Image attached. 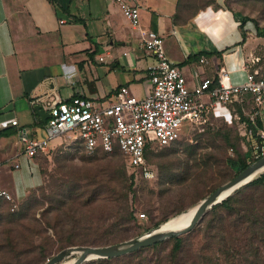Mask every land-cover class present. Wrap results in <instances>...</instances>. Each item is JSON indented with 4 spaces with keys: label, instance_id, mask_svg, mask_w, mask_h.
Masks as SVG:
<instances>
[{
    "label": "rangeland",
    "instance_id": "1",
    "mask_svg": "<svg viewBox=\"0 0 264 264\" xmlns=\"http://www.w3.org/2000/svg\"><path fill=\"white\" fill-rule=\"evenodd\" d=\"M225 1L242 18H252L264 28V0ZM210 2L214 1L182 0L180 6L188 16ZM251 27L254 30L252 24ZM259 49L260 45L256 47ZM260 52L264 60V53ZM246 109L249 110V105ZM20 116H29V113ZM260 117L263 126L256 131L264 140V112ZM36 133L38 137L45 136L43 127L37 126ZM51 143L55 145L49 153L33 158V168L26 175L29 185L22 192L9 190L14 174L8 171L1 176L2 186L13 194L17 206L13 211L10 203L0 208V264H39L47 255L51 257L73 245L100 244L104 239L106 244L118 243L140 236L159 224L177 221L185 211L195 209L199 200L235 175L229 158L236 159L239 154L251 163L260 155L255 148L257 140L241 115L239 120L232 121L211 115L204 123L185 126L172 143L151 146L146 158L152 169L150 178L140 177L133 171L120 151L90 154L77 139L69 136L54 137ZM5 168L10 169L8 163H4ZM131 174L133 182L129 189ZM105 179L110 181L108 190L102 181ZM76 183L81 188L78 192L73 190L70 197L57 194L58 189ZM94 186L99 188L91 195L89 190ZM258 199L264 201L263 197ZM259 205L264 208V202ZM210 209L189 232L182 234L181 255L185 264H242L238 253L245 249V253L251 252L244 244L243 229L232 224L233 219L220 209L224 220L219 231L213 228L217 233L211 238L208 222L215 215ZM129 211L135 218L121 220ZM142 211L146 217L138 219L135 212ZM177 211L180 212L176 214ZM165 218L168 219L163 221ZM174 243L169 240L165 247L143 250L113 264H155ZM76 257L77 253L69 254L54 264H72Z\"/></svg>",
    "mask_w": 264,
    "mask_h": 264
},
{
    "label": "crops",
    "instance_id": "2",
    "mask_svg": "<svg viewBox=\"0 0 264 264\" xmlns=\"http://www.w3.org/2000/svg\"><path fill=\"white\" fill-rule=\"evenodd\" d=\"M213 1L187 16L182 0H132L139 5L141 26L164 37L165 54L181 66L188 84L215 77L220 64L240 81L242 60L264 53V36L256 34L254 24H243V39L242 16L225 0ZM71 12L84 22L58 15L49 0H0V159L10 167L4 173L14 174L9 188L14 192L29 185L26 175L34 160L21 154L22 144L12 136L18 132L10 124L13 117L37 135L38 99L67 101L80 92L107 102L121 84L138 97L150 87L147 67L154 59L116 0H72ZM199 52L204 53L192 58ZM25 113L29 116H20ZM15 160L18 168L10 166Z\"/></svg>",
    "mask_w": 264,
    "mask_h": 264
},
{
    "label": "built area",
    "instance_id": "3",
    "mask_svg": "<svg viewBox=\"0 0 264 264\" xmlns=\"http://www.w3.org/2000/svg\"><path fill=\"white\" fill-rule=\"evenodd\" d=\"M116 1L143 49L154 59L147 67L149 89L144 96L138 97L128 85L121 84L107 102L80 92L67 101L38 99L49 113L43 126L45 136L32 134L29 128L19 125L16 117L10 120L11 125L18 126L17 136L25 158L49 153L53 148L52 138L69 136L77 139L82 149L90 154L119 150L133 171L140 177L150 178L153 174L145 159L146 147L172 143L188 124L204 123L211 115L228 121L239 120L237 104L255 123L254 118L264 111V64L260 55L251 53L242 60L244 76L240 81L220 64L215 77H200L188 84L181 66L165 54L164 37L141 26L139 5L132 0ZM200 61L207 62V59L201 57ZM255 148L264 154V144L257 142ZM4 163L6 161L0 159V179ZM19 165L16 160L10 162L13 168ZM14 202L13 194L0 182V208L10 203L13 211L17 206ZM135 215L138 219L146 217L143 211Z\"/></svg>",
    "mask_w": 264,
    "mask_h": 264
},
{
    "label": "trees",
    "instance_id": "4",
    "mask_svg": "<svg viewBox=\"0 0 264 264\" xmlns=\"http://www.w3.org/2000/svg\"><path fill=\"white\" fill-rule=\"evenodd\" d=\"M49 1L54 4L55 9H56V13L58 15L65 14V15L69 16V18L74 20V21L84 22L81 19V17H79L76 14H73L71 12V1L72 0H49ZM247 20H250L252 23H254L256 34L258 36H264V28L259 27L254 19L249 18V17H243L241 19V25H240L242 28V38L243 39L245 38V35H246L245 30H243V24ZM203 53L204 52H199L195 55H192V58H198ZM247 106L248 105H246V107ZM237 110H238L239 114L241 115V118L246 121L248 128L254 134L257 142L259 144H264L263 138L259 134H257V131H256L258 128H261L263 126V122H262V119L260 116L262 115V113L264 111L262 113L258 114L256 116L255 123H252L251 120L246 115V113L241 111V107L238 104H237ZM33 111H34V109H33ZM34 113H35V111H34ZM244 114H245V116H244ZM34 124L38 127L44 126V123L41 121V119H37V122H35ZM4 131L2 130V132H4ZM225 138H226V141L229 142L228 137L225 136ZM229 144H231V146H233L231 142ZM149 148L150 147L147 146L145 149V159L147 158V151ZM115 151H119V150L116 149ZM115 151H113L112 153H114ZM108 154H110V153H108ZM261 156H262V154L258 155L257 158H259ZM228 161H229L230 167L234 170L235 175L237 173H239L242 169H244L249 164L247 159L245 157L239 155V154H238V157L236 159L229 158ZM263 173L252 178L248 183H246L243 186H241L240 188H238L233 194L228 196L226 199L222 200L220 203L213 205L211 207V209L209 210V212H211L215 215V218L210 219L208 222L207 231L210 234L211 238H214L215 233H217V231L213 232V228H217V230L219 231L220 230L219 225H221L223 220H224L223 219L224 215H223L222 211H219L220 209L223 210L224 213L228 217L233 219L232 224H234L235 226L241 227L243 229V231L245 233L244 238H243L244 244H247L250 247L251 252L245 253V250H247V249H245L244 251H240L238 253L240 256V259L242 261V264H264V211H263L264 208L262 207V205H259L260 202H264V201L262 199H258L260 197L264 198V175H262ZM129 177L131 178V182L128 185V188L130 189L131 184L133 182V180H132L133 175L131 174ZM102 181H104V186L107 188L106 190H108V188L110 187L109 179H105ZM80 186L81 185L77 184V183L76 184H69L67 188L64 186L65 188L58 189L59 193H57V194L62 196V197H65V198L67 196L70 197L71 192L73 190L78 192V190L81 188ZM98 188L99 187L94 186L93 188L91 187L90 190L89 189H86V190H89L90 194L93 195L94 191L97 190ZM179 212L180 211H177L176 214ZM134 218H135V216L132 213V211H129L127 213V215H123L121 220H124V221L128 220L129 221V220L134 219ZM167 219L168 218H165L163 221H165ZM174 219H175V217L172 218L171 220L173 221ZM157 225H158V223L155 226H157ZM169 240L174 241L175 242L174 245L171 248H169L167 254L164 255L163 257H160L158 259L157 263H155V264H185L186 260H184L185 258L181 255L182 235L174 236V237L165 239L163 241L154 243L150 246L141 247V248H139L133 252H130V253H127L124 255H120V256H116V257H109V258L92 259V260H88V261L84 262L83 264H113V263H115V261H117L119 259L129 257V256H131L133 254H137L138 252H141L143 250H147L150 248L159 249V247H165L166 242ZM101 242H103V243L91 244V245H105L106 244L105 239H104V241H101ZM49 257L50 256L47 255L46 258L43 259V261L39 264H42L43 262H45L46 259ZM230 257H234V255L231 254ZM207 258H208V261H211L210 257H207Z\"/></svg>",
    "mask_w": 264,
    "mask_h": 264
},
{
    "label": "water",
    "instance_id": "5",
    "mask_svg": "<svg viewBox=\"0 0 264 264\" xmlns=\"http://www.w3.org/2000/svg\"><path fill=\"white\" fill-rule=\"evenodd\" d=\"M34 110L40 119L45 123L49 113L42 107L41 104L34 105ZM264 166V154L256 160L249 163L244 169L237 173L231 179L225 181L216 187L209 194L204 196L197 202L194 214L190 221L179 228H162L159 224L154 229L141 234L140 236L130 238L128 240L105 244V245H73L60 250L53 256L46 259L42 264H54L64 258L65 256L77 253V257L73 260L72 264H83L84 262L97 258H109L124 255L133 252L141 247L152 245L167 238L182 235L191 230L195 224L203 217L208 209L213 205L220 203L228 196L233 194L238 188L248 183L257 169Z\"/></svg>",
    "mask_w": 264,
    "mask_h": 264
},
{
    "label": "bare ground",
    "instance_id": "6",
    "mask_svg": "<svg viewBox=\"0 0 264 264\" xmlns=\"http://www.w3.org/2000/svg\"><path fill=\"white\" fill-rule=\"evenodd\" d=\"M264 172V166L260 167L259 169H257L254 173H252L251 177L254 178L256 176H258L260 173ZM197 204V203H196ZM196 206V205H195ZM196 208V207H195ZM194 210H189V211H185L182 215L181 218L177 221L174 222H168L165 225L162 226V228H179L182 227L184 225H186L190 219L192 218L193 214H194ZM177 217V216H176ZM171 221V220H170ZM169 224V225H168Z\"/></svg>",
    "mask_w": 264,
    "mask_h": 264
}]
</instances>
